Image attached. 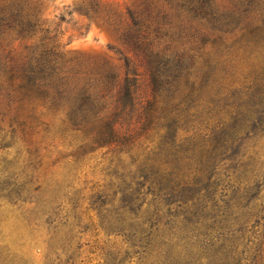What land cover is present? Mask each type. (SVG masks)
<instances>
[{"label":"trees","instance_id":"16d2710c","mask_svg":"<svg viewBox=\"0 0 264 264\" xmlns=\"http://www.w3.org/2000/svg\"><path fill=\"white\" fill-rule=\"evenodd\" d=\"M200 2L141 0L146 7L128 10L131 23L120 28L113 16L102 15L99 1L82 0L77 8L81 14L114 27L129 45L128 52L119 50L123 62L115 65L105 58L68 54L60 34H50V28L41 25L40 0H0V31H12L9 39L37 38L35 46H26L24 56L0 58V80L26 111L31 129L56 130V135L75 140L73 156L102 146L117 154L109 174L121 183L105 185V205L112 203L107 197L120 192L123 218L132 219L148 195L154 210L162 212L177 200H170V193L198 184L190 211L201 214L200 221L212 229L222 230L225 245L226 233L232 237L240 232L245 238L249 228L255 233V226H264V205L258 208L254 203L264 188V70L242 82L243 72L237 66L254 56L248 48L264 34H243L241 44L238 37L205 34L199 45L190 48L194 52L188 62L186 51L177 47L178 38L168 40L160 34L161 15L174 3L197 8ZM4 35L0 34V43ZM198 60L199 73L194 70ZM144 77L149 78L150 90L140 96ZM182 131L192 134L188 141L202 138L193 142L189 154L178 158L185 172L170 186L169 155L184 143L177 140ZM123 153L130 155V164L122 163ZM118 165L124 170H117ZM219 188V195L226 197L216 200ZM153 214L137 223L138 232H146L144 225L154 222ZM260 253L255 251L256 256ZM223 254L235 258L238 245Z\"/></svg>","mask_w":264,"mask_h":264},{"label":"rangeland","instance_id":"374dc122","mask_svg":"<svg viewBox=\"0 0 264 264\" xmlns=\"http://www.w3.org/2000/svg\"><path fill=\"white\" fill-rule=\"evenodd\" d=\"M40 1L41 25L49 27L50 34H60L68 54L105 58L115 65L123 62L119 50L128 52L129 45L119 38L121 32L97 17L81 14L77 8L82 0ZM97 1L102 15L113 16L115 26L120 28L131 23L128 10L146 7L141 0L136 1L138 4L135 0ZM201 1L197 8L174 3L166 7L168 13L161 15L160 34L168 40L178 38L177 47L186 51V61L192 60L194 51L190 48L208 34L238 37L239 44L246 38L243 34H264V0ZM0 32L5 34L0 43L2 59L8 54L22 57L27 45L37 43V38L9 39L8 34L14 33L8 29ZM252 50L254 56L237 65L243 72L239 78L242 82H249L256 71L264 70V36L248 48ZM194 70H202L200 60ZM148 84L149 78L144 77L138 90L140 96L148 93ZM10 89L0 80V264H264V226H255V233L249 228L245 238L239 236L240 232L232 233V237L226 233L222 245V230L212 229L200 221L201 214L190 211L198 184L185 186L184 190L180 186L170 193V200H177L169 209L154 210L156 205L148 195L136 217L123 218L120 192L107 197L112 203L105 205V185L111 181L121 183L117 176L109 174L117 154L102 146L79 150L73 156L75 140L56 135V130L44 133L31 129L26 111L19 108ZM191 135L180 132L177 140H184L180 146L183 149H171L170 186L185 172L178 158L189 154L193 142L202 138L195 136L193 142L188 141ZM121 159L123 164H130L129 154L123 153ZM117 170L124 169L118 165ZM211 179L215 181V177ZM223 184L228 185L227 179ZM221 190H217L216 200L226 197L219 195ZM258 192L254 203L263 208L264 188ZM153 211L154 222L145 223V233L138 232L137 223ZM236 244L235 258L223 254ZM256 250L261 251L260 256H256Z\"/></svg>","mask_w":264,"mask_h":264}]
</instances>
